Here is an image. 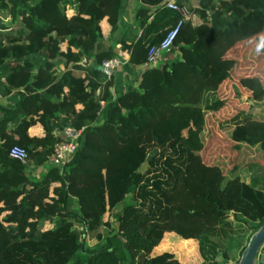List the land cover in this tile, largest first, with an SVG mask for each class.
I'll use <instances>...</instances> for the list:
<instances>
[{"label": "trees", "instance_id": "1", "mask_svg": "<svg viewBox=\"0 0 264 264\" xmlns=\"http://www.w3.org/2000/svg\"><path fill=\"white\" fill-rule=\"evenodd\" d=\"M165 1L141 0L117 51L102 21L116 31L125 0H0L16 24L0 25V93L18 95L0 103V264H183L160 249L171 236L197 243V264H238L264 224V0H184L205 25L184 23L169 52L196 31L185 61L115 95L103 61L149 64L180 17ZM68 124L84 130L60 166Z\"/></svg>", "mask_w": 264, "mask_h": 264}, {"label": "crops", "instance_id": "2", "mask_svg": "<svg viewBox=\"0 0 264 264\" xmlns=\"http://www.w3.org/2000/svg\"><path fill=\"white\" fill-rule=\"evenodd\" d=\"M189 2L191 3L192 6L196 8L199 7L201 4L200 0H189ZM140 3H141V0H125L126 8L124 9V12L122 14L120 26L118 27L116 31L113 30V27L109 24L107 19H104L102 21V26H103L104 35H105V42L108 45H110L111 43L115 44L116 45L115 49L117 51L119 50V45H120L119 43H117V39L120 37V34L122 33L123 29L133 24V22L135 21V17H134L135 9ZM191 14L193 15L192 23L196 25L202 24L200 26V29L204 28L205 25L203 23L202 18L196 12H191ZM192 18H190V20ZM204 33H202V35H204ZM197 34L198 33L196 31L191 32V33L189 32V36L186 39L185 37L181 38V40H179V42L175 45L173 50H171L170 52L164 53L163 56L160 57L158 61H156L153 64H144V65L126 64L117 69H114L113 73L115 77V85L112 87L113 93L115 95L118 94V89H122V87L126 88L129 82L133 80H134L135 86L140 85L141 87H146V86L152 87L153 85L151 84L149 79H153L155 77L154 76L155 72L151 71L147 73L146 70L151 69L153 67L160 69V67L163 65L169 67V65L176 60L185 61V57H186L185 54L187 53V50L190 48L189 42L196 40L195 38L197 37ZM199 36H200V33H199ZM207 38L209 37H205V41L207 40ZM199 51L202 52L201 50ZM191 54L193 58H197L198 56L196 52H193ZM60 67L63 69L64 65L61 64ZM17 96L18 95L16 94L4 96L0 98V103L4 105H8V106H14L17 102ZM35 128H32V134L37 133L42 130V127L39 125L36 126ZM37 172L38 171H36V173ZM48 221L50 222V220H47L45 223H47Z\"/></svg>", "mask_w": 264, "mask_h": 264}, {"label": "built area", "instance_id": "3", "mask_svg": "<svg viewBox=\"0 0 264 264\" xmlns=\"http://www.w3.org/2000/svg\"><path fill=\"white\" fill-rule=\"evenodd\" d=\"M164 5L177 10L180 14V17L178 21L167 31L165 37L158 44L153 45L150 48L148 55L149 64H153L158 61V59L162 57L164 53L168 52L174 46L184 23L190 19V9L183 0H166ZM128 59L129 55L123 52L121 56L105 59L102 63V67L105 70L107 68H111V71H107L108 77L110 78L112 71L125 65ZM2 97L3 96L0 93V98ZM83 130L84 127L77 128L71 124H68L63 130L62 140L56 143L54 152L51 155L49 161L56 165H65L69 156L76 151ZM9 154L11 157L19 159L23 162L27 160V150L20 145H13L10 147ZM256 264H258V262Z\"/></svg>", "mask_w": 264, "mask_h": 264}, {"label": "rangeland", "instance_id": "4", "mask_svg": "<svg viewBox=\"0 0 264 264\" xmlns=\"http://www.w3.org/2000/svg\"><path fill=\"white\" fill-rule=\"evenodd\" d=\"M192 14L190 15V18H192ZM191 22H193V18L191 19ZM16 25L14 23H12V20L10 18V16L8 18H0V25ZM202 24H199V25H196V24H192V28H197L201 26ZM169 52V51H168ZM233 96L236 98V99H240L242 103L246 104V106L248 107L249 104H252L250 101V98L248 97L247 94H244L243 97H241V91L236 87L234 90H233ZM254 95H255V99L256 101L258 102H261L263 104V109H264V89H261L260 87L258 88H255V91H254ZM260 107V106H259ZM233 109L230 108L227 110V113L231 112ZM226 111V110H225ZM225 114V113H224ZM220 115H222L220 113ZM210 127L215 130L219 127V123H216L215 125L212 124V122L210 123ZM209 138V137H208ZM207 141V140H205ZM205 145V144H204ZM214 141H212V146H214ZM263 166H264V163H263ZM251 170L247 169L246 170V178L247 179H251ZM115 223V222H114ZM54 223L52 221H48L47 223L44 224V228H47V227H50L52 226ZM79 228H81V225L78 224ZM160 249H164V250H167V249H171V250H174L176 252V254L180 257L181 261L183 264H197V259H199V253H198V250H197V243L195 242H188L187 240L186 241H180L179 237H175V236H171V237H168L166 239V241H164L161 245H160ZM264 253V249L261 248L260 250V254ZM231 254L233 256H236L237 255V251L236 250H232L231 251ZM221 260V259H220ZM258 264H262L260 262V255L258 257V260H257Z\"/></svg>", "mask_w": 264, "mask_h": 264}, {"label": "water", "instance_id": "5", "mask_svg": "<svg viewBox=\"0 0 264 264\" xmlns=\"http://www.w3.org/2000/svg\"><path fill=\"white\" fill-rule=\"evenodd\" d=\"M106 71H111V68H107ZM263 246H264V224L251 237L238 264H256L259 255H260V262L264 264V253L260 254V250Z\"/></svg>", "mask_w": 264, "mask_h": 264}, {"label": "clouds", "instance_id": "6", "mask_svg": "<svg viewBox=\"0 0 264 264\" xmlns=\"http://www.w3.org/2000/svg\"><path fill=\"white\" fill-rule=\"evenodd\" d=\"M257 51H260V47L257 48Z\"/></svg>", "mask_w": 264, "mask_h": 264}]
</instances>
